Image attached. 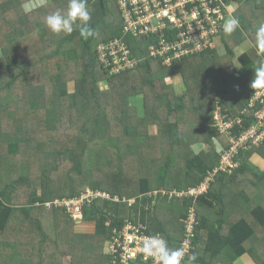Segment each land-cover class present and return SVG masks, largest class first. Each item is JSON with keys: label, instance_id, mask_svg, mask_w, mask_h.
<instances>
[{"label": "trees", "instance_id": "1", "mask_svg": "<svg viewBox=\"0 0 264 264\" xmlns=\"http://www.w3.org/2000/svg\"><path fill=\"white\" fill-rule=\"evenodd\" d=\"M223 1L238 3L235 16L243 17L231 35L220 29L228 53L212 47L166 64L148 50L159 36L125 32L119 0H87L94 30L87 39L79 23L60 35L45 25L68 0L28 14L25 0H0V264H114L105 244L127 220L182 248L193 207L197 239L185 264H236L246 254L264 264V170L252 165L256 155L264 160V143L236 157L232 173L219 171L207 192L171 195L201 186L231 148L215 127L219 108L229 119L248 110L246 124L254 121L250 82L261 57L256 48L245 53L238 69L231 53L254 41L264 0ZM178 32L167 30V38L177 41ZM117 39L139 63L109 76L98 47ZM139 97L143 115L131 100ZM199 144L207 149L198 153ZM88 188L119 198L84 203L93 232L78 231L65 207L45 204Z\"/></svg>", "mask_w": 264, "mask_h": 264}, {"label": "built area", "instance_id": "2", "mask_svg": "<svg viewBox=\"0 0 264 264\" xmlns=\"http://www.w3.org/2000/svg\"><path fill=\"white\" fill-rule=\"evenodd\" d=\"M119 2L123 10L126 33L143 37H160L164 34L163 38L160 37L159 45H151L148 50L152 56L161 57L166 64L212 48V38L220 33L227 15L231 14L230 5L223 0H119ZM207 9H210V15L204 13ZM196 13L206 20L199 21L197 18L196 22L192 23L189 16H194ZM154 18L158 19L161 28L165 29L161 33L154 31V25H152ZM176 29L179 30L178 40L168 39L166 31ZM98 56L109 76L134 68L139 63L131 54L128 45L120 39L100 44ZM250 110L254 112V121L250 126L246 124L248 110L244 112V116L230 119L225 116L222 108L215 112V127L229 141L231 148L222 150L220 167L211 171L201 186L183 191L175 190L171 193L172 196L192 197L207 192L211 181L219 171L232 173L241 165L236 157L243 151L246 152L253 146H260L264 143V90L256 91L250 102ZM97 198L119 200L118 197L112 198L107 192L93 191L88 188L80 197L56 198L45 204L48 208L65 207L75 221H83L84 203ZM130 202L133 203L134 200ZM197 223L198 214L196 208L193 207L185 219L186 238L182 246L185 257L181 264H185L189 254L195 248ZM156 235L164 238L161 233L149 232L148 226L144 223L127 220L123 225L113 229L112 236L105 244V250L114 264H136L138 262L156 264L153 259H146L141 252L142 241Z\"/></svg>", "mask_w": 264, "mask_h": 264}, {"label": "clouds", "instance_id": "3", "mask_svg": "<svg viewBox=\"0 0 264 264\" xmlns=\"http://www.w3.org/2000/svg\"><path fill=\"white\" fill-rule=\"evenodd\" d=\"M47 0H25L23 11L30 13L36 7H45ZM91 13L87 7V0H68L67 10L61 12L56 10L45 17V25L48 30L55 34H71L74 31L73 25L79 23L80 35L87 39L94 35V30L89 26ZM240 27V21L236 17H230L222 25L223 32L231 35ZM254 46L258 60L254 70L250 87L254 90H264V22H261L255 29ZM141 252L143 256L153 259L156 264H181L185 257L182 248H171L168 241L158 235L147 237L142 241Z\"/></svg>", "mask_w": 264, "mask_h": 264}, {"label": "rangeland", "instance_id": "4", "mask_svg": "<svg viewBox=\"0 0 264 264\" xmlns=\"http://www.w3.org/2000/svg\"><path fill=\"white\" fill-rule=\"evenodd\" d=\"M49 0H47L48 3ZM240 5L238 3H232V5H230V11L231 14L227 15L226 19L230 18V17H236L235 13L236 11H238ZM38 8V7H36ZM34 8V9H36ZM204 12V11H203ZM204 13H208L209 15L211 14L210 9H207ZM191 18L192 23L196 22V19L198 18L199 21H204L206 19H202L201 16L199 14H195L194 16L190 15L189 16ZM238 18V17H236ZM239 21L243 20V17L241 16V18H238ZM152 22L154 25V31H158V33H161L162 31H164L165 29H162L161 26L159 24H161L159 22L158 19L154 18L152 19ZM263 22H264V18H263ZM161 38L164 37V34H162V36H160ZM212 42L213 45L212 47H216L219 54L224 56L225 54L228 53L227 49H226V45L225 42L223 41V37L222 35H215L214 38H212ZM255 49L254 46V41L252 39L247 40L244 44L240 45L239 47L235 48L233 50L232 54V58L236 64V66L238 67V69L242 68V64L240 62V57L242 55H244L245 53H251V51ZM2 57V53H0V58ZM171 81V79L169 80ZM180 82V81H179ZM179 84V83H178ZM69 89L71 92H73L75 90V84L74 83H69ZM101 87L103 89H107L109 87L108 81H103L101 83ZM186 90V87L183 85V83L180 82L179 84V92H184ZM133 104L138 105V112L140 113V115H143L144 113V108H143V100L142 97L138 98V99H131ZM152 133H154L156 131V129L154 127L151 128ZM216 142H219L218 139H216ZM220 143V142H219ZM206 147V145L204 146ZM203 147V148H204ZM199 151L202 149L201 148H197ZM252 165L254 167V169H257L258 171H263L264 170V160L263 158H261V156L256 155L255 157L252 158ZM73 219V218H72ZM75 221V220H74ZM76 225H77V230L78 231H83V232H93L95 230V222L94 221H82V220H78L75 221ZM246 257L244 258H239L236 261V264H257L254 259L252 258V256L250 254L245 255ZM193 264V263H192Z\"/></svg>", "mask_w": 264, "mask_h": 264}, {"label": "crops", "instance_id": "5", "mask_svg": "<svg viewBox=\"0 0 264 264\" xmlns=\"http://www.w3.org/2000/svg\"><path fill=\"white\" fill-rule=\"evenodd\" d=\"M141 98V97H140ZM217 143V147L219 148L220 146H221V148H222V146L223 145H221L219 142H216ZM205 145H203V144H199V145H196V146H194V149L198 152V153H200V152H202L203 150H205V149H207V146L206 147H204ZM202 147V149L199 151L197 148H201ZM204 147V148H203ZM105 254L107 255V252H105ZM246 255H248V254H246ZM244 257H246L245 255L243 256V257H241V258H244Z\"/></svg>", "mask_w": 264, "mask_h": 264}]
</instances>
